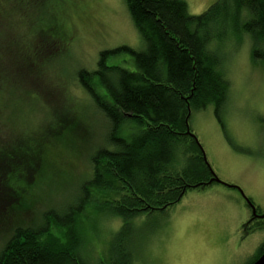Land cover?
<instances>
[{
  "label": "rangeland",
  "instance_id": "obj_1",
  "mask_svg": "<svg viewBox=\"0 0 264 264\" xmlns=\"http://www.w3.org/2000/svg\"><path fill=\"white\" fill-rule=\"evenodd\" d=\"M184 1L197 15L216 0ZM32 10L34 22L0 20L10 44L0 70V129L33 147L42 138L44 160L27 178L30 211L0 220V252L17 226H41L51 214L75 205L92 178L94 152L108 144V123L79 84L77 71H94L103 50L144 49L124 0H47ZM222 50L231 82L222 125L213 105L192 109L188 121L219 182L190 189L175 205L134 218L135 264H248L264 241L263 230L245 226L252 215L249 202L264 213V61L252 58L247 36L228 41ZM107 64L135 69L126 53L110 56ZM125 127L120 136L134 131ZM119 189L117 182L93 187L75 215L74 226L84 234L81 251L91 264L107 255L121 226L109 210L102 213L120 196ZM50 230L64 240L65 227L51 223Z\"/></svg>",
  "mask_w": 264,
  "mask_h": 264
},
{
  "label": "trees",
  "instance_id": "obj_2",
  "mask_svg": "<svg viewBox=\"0 0 264 264\" xmlns=\"http://www.w3.org/2000/svg\"><path fill=\"white\" fill-rule=\"evenodd\" d=\"M46 1L0 0V20L11 22L17 17L34 22L30 12ZM124 1L144 49L120 46L103 50L94 71H77L79 84L108 123V144L92 156V178L66 213L51 214L53 218L38 227L17 226L0 252V264H91L81 251L84 234L74 226L75 215L82 212L93 187L113 182L119 183L120 196L102 213L107 215L109 210L121 226L107 255L96 264H135L131 221L175 205L190 189L215 183H209L212 171L190 131V111L213 105L215 118L222 125L231 86L222 45L247 36L252 58L264 61V0H216L197 15L188 12L184 0ZM2 32L0 70L4 69L2 56L10 50ZM52 43L57 41L50 40L47 45ZM44 47L35 46V50ZM120 53L132 57L134 70L107 64L110 56ZM124 127L134 131L120 136ZM2 130L0 220L7 222L11 215L32 208L24 197L29 190L27 178L42 167L44 156L42 138L33 147L25 143L26 138H9ZM260 219L253 225L247 222L246 230L264 231V218ZM51 223L66 228L64 240L51 232ZM263 253L264 241L248 264Z\"/></svg>",
  "mask_w": 264,
  "mask_h": 264
},
{
  "label": "water",
  "instance_id": "obj_3",
  "mask_svg": "<svg viewBox=\"0 0 264 264\" xmlns=\"http://www.w3.org/2000/svg\"><path fill=\"white\" fill-rule=\"evenodd\" d=\"M193 135V134H192ZM194 136V135H193ZM204 161H205V163L207 164V166L209 167V165H208V163H207V161H206V158H205V155H204ZM210 168V167H209ZM210 170H211V168H210ZM212 171V170H211ZM212 174H213V172H212ZM211 182H219V180L215 177V175L213 174V176H212V178H211V180L209 181V183H211ZM249 204H250V206H251V208H252V215H253V217H259V218H264V213L262 214V215H260V216H258L257 214H256V209H255V207H253V205L249 202ZM252 264H264V253L255 261V262H253Z\"/></svg>",
  "mask_w": 264,
  "mask_h": 264
},
{
  "label": "flooded vegetation",
  "instance_id": "obj_4",
  "mask_svg": "<svg viewBox=\"0 0 264 264\" xmlns=\"http://www.w3.org/2000/svg\"><path fill=\"white\" fill-rule=\"evenodd\" d=\"M258 216H260L261 214L260 213H257ZM256 220L257 221H260L262 219H260L259 217H253V215H251L250 219L248 222H250V225H253L254 223H256Z\"/></svg>",
  "mask_w": 264,
  "mask_h": 264
}]
</instances>
